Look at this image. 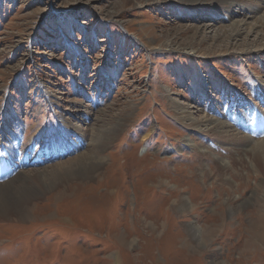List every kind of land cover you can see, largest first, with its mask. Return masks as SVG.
Wrapping results in <instances>:
<instances>
[{"label":"rangeland","instance_id":"rangeland-1","mask_svg":"<svg viewBox=\"0 0 264 264\" xmlns=\"http://www.w3.org/2000/svg\"><path fill=\"white\" fill-rule=\"evenodd\" d=\"M134 2L0 0V186L19 170L104 158L83 169L96 166L92 177L32 199L28 219L0 222V264H264L257 159L236 154L240 133L190 128L173 109L261 142L264 23L234 40L235 21L255 22L246 7ZM178 181L196 211L175 207ZM194 226L209 230L205 242Z\"/></svg>","mask_w":264,"mask_h":264},{"label":"bare ground","instance_id":"bare-ground-1","mask_svg":"<svg viewBox=\"0 0 264 264\" xmlns=\"http://www.w3.org/2000/svg\"><path fill=\"white\" fill-rule=\"evenodd\" d=\"M192 1H197V2L200 1L201 2V1H206V0H192ZM211 1H214V0H211ZM216 2L221 3V4H225V5H227V7L229 6V9H231L234 5H240V6L246 7L248 10V13H246L245 16L246 17L249 16V18H254V21H255L254 24H252L248 21L242 20V19L235 21L236 23L233 24L232 30H231V32L229 31V34H228V36L234 40L236 38H238V37H235L238 35H242V34L247 35L250 32L256 33V32H254V30H256V26H255L256 22L264 23V0H216ZM133 3H135L134 0H133ZM246 27H249L247 29L248 30L247 32H245ZM256 34H258V33H256ZM220 36H221V34L217 33V37L219 38ZM261 98H262V96H261ZM173 109H174V112H175L177 119L190 128H199L202 131L203 130H206V131L207 130H215V131H218L221 133H229L231 131L232 132L235 131V134L240 133L242 139L236 146V154L237 155H240V154L246 155V154H248V152L251 151V156L254 157V159H257V162H258V164L254 167L253 172L258 174V170H260L261 172L264 173V136L263 135H262L263 137H262L261 142H257L259 139H257L256 136H254V135L251 136L250 132H247L246 134L241 133L240 131L236 130V128L233 127L234 126L233 124H228L229 122H220L217 120L210 121L208 119H203V118H194V115H192L193 113H191V111H189V109L186 107H180V106L177 107L175 105V106H173ZM110 129H112L113 131L115 130V128H112V127ZM259 131H260V133H258L257 136L264 133V122L260 126ZM104 132L107 135V131H104ZM253 133H255V131ZM111 135H112V133L110 132L109 136H111ZM185 143H188L187 139H185ZM191 147L192 148H199L195 144H192ZM202 149H203V151H209V150H206L205 148H202ZM11 159H12V156L7 160L9 162L5 163L6 167H7V171L5 170L4 173H2L5 176L7 174H9V172H10V171H8L9 169H13L10 166V163H12V165L15 166V163ZM86 159H87L86 155L82 156L80 159L78 158L76 163L72 162L74 164V166H72L71 162H66V163L63 162L59 165V167H57L60 169V171L54 169V170H50L49 173L44 171V170H40V171L37 170V171H34V173H26V175H24L25 171L19 170V172H17L15 174L14 179L9 180V181L3 180L2 182H4V183H2L0 186V218H1L0 222L10 221V220L17 219V218L18 219H28V217H27V213H28L27 205L30 203V201L32 199L41 196L42 193L44 194L46 192H50L53 188L61 187V186L67 187L66 184L67 183L70 184L69 183L70 179H84V178L86 179V178L92 177L94 175V169L96 168V166L90 167L89 170H87V171H85L83 169L87 167L88 163H92L94 160L100 161V160H103L104 158L103 157L93 158V157L89 156L88 162L86 161ZM221 161L223 164L227 165V163L222 160V157H221ZM249 163H250V161H249ZM250 166L253 167L254 165H250ZM63 167H66V168H63ZM196 168L199 169V164L196 165ZM4 169H6V168H4ZM176 171L180 172L182 170H180L179 168H176V170L174 172H176ZM163 175H165V174H163ZM36 178H38L40 180H39L37 185H34L35 183H33V182H34V179H36ZM167 179L169 182L175 181V177H172V175L168 176ZM225 180L228 181L229 178H226ZM5 181H7V182H5ZM181 181L188 184V186L191 187V189L194 188L192 186H199L198 183H194V180L192 181V180H184L183 179ZM180 183L181 182L178 181L177 185L171 189L168 187V184L166 182H162V185H164L165 188H169L168 192H169L170 197H172V198L174 197L173 202L176 200L175 207H179V208H181V210L185 207V208H188L191 212L196 211L197 208H199V207L197 206L198 203H196V199H194L195 197L192 199L190 197L185 198L183 196L178 195L179 189L184 188L182 186L184 184H180ZM239 185L240 184H236V188H238ZM242 185L245 187L247 184L244 182L241 184V186ZM36 186H38V187H36ZM256 186L260 187L261 189L263 188V186L259 185V184H257ZM208 191H209V193L207 192L206 195L200 194L199 198L204 200L205 196L209 197V194L211 192H210V190H208ZM158 192L160 193V191H158ZM56 194H63V193L57 192V193L51 195L52 196L51 198L53 200L56 198H59V195H56ZM160 194H162V193H160ZM94 200H95L94 198L91 199V201H94ZM242 204H244V202ZM11 206H16V207L20 208L19 212H22V213L21 214L18 213V216L12 217L10 214L6 213L7 212L6 210L5 211L2 210V208L7 209V207H11ZM217 206H220V204H217ZM219 208H221V206ZM252 214H255V213H252ZM210 216L214 217L215 214H211ZM260 220H261V222H264V216L258 215V217H256L254 222L259 223ZM206 223L208 224L209 222L207 221ZM214 223H215V221L209 225H213ZM216 223H218V222H216ZM257 226H260V225H257ZM194 227H196L194 229H196L195 231L197 233V236L200 237L199 239L205 242V237H207L209 230L198 228L197 226H194ZM261 229H264V228L262 227ZM214 230H212V233H214ZM255 232L256 233L254 235H252L254 238L253 241L262 240V239H260L263 236L262 233L258 232L257 230ZM152 236H154L153 232H151L149 234V237H152ZM247 241L249 243L252 242L251 239H247Z\"/></svg>","mask_w":264,"mask_h":264}]
</instances>
